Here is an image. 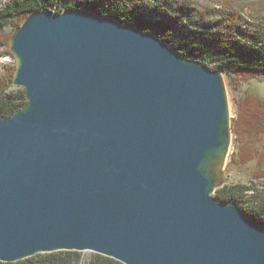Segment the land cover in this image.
Instances as JSON below:
<instances>
[{"label": "water", "instance_id": "1", "mask_svg": "<svg viewBox=\"0 0 264 264\" xmlns=\"http://www.w3.org/2000/svg\"><path fill=\"white\" fill-rule=\"evenodd\" d=\"M27 104L0 116V262L264 264V226L220 203L234 142L224 74L87 9L11 36Z\"/></svg>", "mask_w": 264, "mask_h": 264}, {"label": "trees", "instance_id": "2", "mask_svg": "<svg viewBox=\"0 0 264 264\" xmlns=\"http://www.w3.org/2000/svg\"><path fill=\"white\" fill-rule=\"evenodd\" d=\"M63 0H15L0 11V45L8 47L12 34L6 33L8 26L17 30L32 14L52 9L62 12ZM229 5L239 3L229 0ZM174 2L165 0L146 11L140 0H93L77 2L68 8L87 9L123 24H133L144 32L152 33L167 42L183 57L211 68L218 67L233 89L244 85L264 83V8L258 11L256 22H251L245 31L240 25L242 13L253 7L244 5L236 9H223L222 19L205 28H188L184 17L189 16L185 6L180 5L170 13ZM251 8V9H252ZM59 9L58 11H56ZM253 10V9H252ZM222 27V29L218 27ZM0 76V116L9 117L27 104L25 90L18 89L13 80L16 65L6 66ZM253 92L236 98V118L232 121L235 147L231 161L224 173L223 186L215 191L220 203L235 201L251 204L252 187L246 183L229 182L231 171L237 169L236 178H248L251 184L264 186V98ZM253 164L254 168L246 169ZM226 182V183H225ZM244 214L264 226V203L255 202ZM0 264H123L103 255L77 251H60L40 254L16 263Z\"/></svg>", "mask_w": 264, "mask_h": 264}, {"label": "rangeland", "instance_id": "3", "mask_svg": "<svg viewBox=\"0 0 264 264\" xmlns=\"http://www.w3.org/2000/svg\"><path fill=\"white\" fill-rule=\"evenodd\" d=\"M15 0H0V11L5 9L7 4L13 2ZM47 1V0H43ZM87 1H93V0H63L62 3V12H65L67 7L69 5L75 4L77 2H87ZM165 0H140V2L143 3L146 11H149L154 5L158 3H162ZM171 2H174V6L172 9L169 8L170 13H175L178 6L183 5L187 10V13L189 16L184 17V22L186 25H188V28H205L208 25L212 23H217L222 19L223 15V9H236L237 7L241 6L243 3L244 5H253L254 8L249 7V9H246L242 13L243 18L240 21V25L243 27V30L245 31L248 27H250L251 22H256V18L258 16V11L261 9V7L264 8V0H238L239 3L233 4L230 6L228 3L229 0H169ZM253 10H252V9ZM57 9L56 11H58ZM61 12V13H62ZM264 17V12L262 14ZM222 29V27H218ZM15 26L10 25L6 28L5 32L12 34L15 31ZM16 65V59L11 53L10 45L8 47L0 45V76L5 74V67L6 66H12L14 67ZM213 70H218V67L216 65H213L211 67ZM226 84H227V90H228V96H229V102H230V111H231V118L232 121L236 118V98L243 97L247 93H251L254 90L257 89L255 85L258 86V90L255 91L256 94L264 98V83H255L251 85H244L240 89L236 90L233 89L229 82L227 81L226 77ZM18 89L24 90L23 88L16 87L14 89V92H17ZM235 147V141L232 144L231 151H230V157L228 159V163L231 161V157L234 152ZM254 168L253 164H250L246 167V169H252ZM227 166L224 170V173L226 172ZM237 169L234 168L233 172L231 171V179H229V182H240V183H246L247 185L252 187V191L250 192V197L253 195L256 196V198H251L249 201H251V204H238L239 208L243 211L248 210L251 205L255 202H263L264 203V186L263 185H255L251 184L248 178H236ZM225 175V174H224ZM224 177V176H223ZM226 183V182H225ZM213 197H216V194L213 193ZM89 255L90 253H86Z\"/></svg>", "mask_w": 264, "mask_h": 264}]
</instances>
